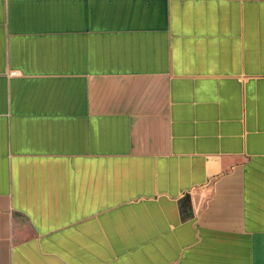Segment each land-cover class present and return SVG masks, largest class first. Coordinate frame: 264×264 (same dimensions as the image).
<instances>
[{"label": "crops", "instance_id": "crops-1", "mask_svg": "<svg viewBox=\"0 0 264 264\" xmlns=\"http://www.w3.org/2000/svg\"><path fill=\"white\" fill-rule=\"evenodd\" d=\"M0 264H264V0H0Z\"/></svg>", "mask_w": 264, "mask_h": 264}]
</instances>
